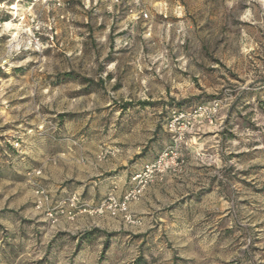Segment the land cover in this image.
Instances as JSON below:
<instances>
[{"label":"rangeland","instance_id":"rangeland-1","mask_svg":"<svg viewBox=\"0 0 264 264\" xmlns=\"http://www.w3.org/2000/svg\"><path fill=\"white\" fill-rule=\"evenodd\" d=\"M59 1L0 0V264H264V0H164L140 35L110 3ZM214 100L131 207L139 226L36 210L39 187L125 190L170 145L171 111Z\"/></svg>","mask_w":264,"mask_h":264},{"label":"built area","instance_id":"built-area-1","mask_svg":"<svg viewBox=\"0 0 264 264\" xmlns=\"http://www.w3.org/2000/svg\"><path fill=\"white\" fill-rule=\"evenodd\" d=\"M56 1L57 5L61 6L60 1ZM147 1L149 0H110L112 6L124 7L131 21L137 23L149 20V12L144 8ZM29 46L40 47V41L35 35L31 37ZM12 48L13 43L8 47L9 54ZM6 64H8L7 59L1 62L0 67ZM220 110L221 102L218 100L195 107L191 111L172 110L166 123L170 145L154 160L143 163L140 169L131 175L122 195L119 196L112 191L98 204L93 205L86 202L80 193L73 192L54 202L45 190L39 187L35 192L38 197L35 203L36 210L42 211L46 220L52 225L58 224L63 219L72 223L78 216L86 214L90 217L119 219L126 225L139 226L141 223L133 215L132 205L141 200L151 185L163 181L166 175L177 171L184 163L182 145L186 144L188 136L204 125H214ZM109 155H113V152L104 151L100 157L106 158ZM36 174L40 175L41 172L37 171Z\"/></svg>","mask_w":264,"mask_h":264},{"label":"crops","instance_id":"crops-1","mask_svg":"<svg viewBox=\"0 0 264 264\" xmlns=\"http://www.w3.org/2000/svg\"><path fill=\"white\" fill-rule=\"evenodd\" d=\"M101 1L102 2L105 1L107 5L109 3L111 4L110 0H101ZM86 2H88V1H86ZM94 3H95V0H94ZM96 3H97V1H96ZM165 3H166V1H164V0H149V1H147L145 3L144 8L150 13V15L157 14V13H161V11L163 10V6H164ZM111 8H112V12H113L112 14H113V17L114 18H116V19H122V21H123L125 19V17H126V20L129 21V22H131L130 17L127 16V12L124 9V7L117 8V7L112 6V4H111ZM141 23H143V24H141ZM144 26H145L144 25V22H139V23L134 22L132 24V26H131L132 27L131 28L132 34H134V35L135 34H139L140 35L141 34V30L144 28ZM126 188H125V190H126ZM92 190H94L93 187H91L88 190V194L89 193H92ZM125 190H122L121 191V189L120 190L118 189V191L116 193H117V195L120 196V195H122V193ZM68 192L69 191H68V189L66 187L62 188L61 191H60L61 194L62 193H66L67 194ZM72 192L73 191H71L70 193H72ZM78 193L83 194L84 192L83 191H78ZM63 196H66V195H63ZM94 200L95 199L93 198L92 199V202H94Z\"/></svg>","mask_w":264,"mask_h":264},{"label":"trees","instance_id":"trees-1","mask_svg":"<svg viewBox=\"0 0 264 264\" xmlns=\"http://www.w3.org/2000/svg\"><path fill=\"white\" fill-rule=\"evenodd\" d=\"M87 236H91V234L89 233V234H87ZM135 264H141L140 260L137 261Z\"/></svg>","mask_w":264,"mask_h":264},{"label":"bare ground","instance_id":"bare-ground-1","mask_svg":"<svg viewBox=\"0 0 264 264\" xmlns=\"http://www.w3.org/2000/svg\"><path fill=\"white\" fill-rule=\"evenodd\" d=\"M9 25H11V24H9ZM18 26V25H17Z\"/></svg>","mask_w":264,"mask_h":264}]
</instances>
